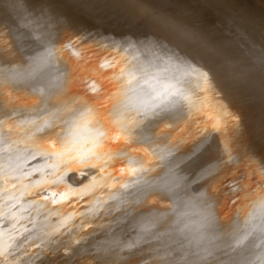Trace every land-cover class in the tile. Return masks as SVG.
Returning a JSON list of instances; mask_svg holds the SVG:
<instances>
[{
    "label": "bare ground",
    "instance_id": "obj_1",
    "mask_svg": "<svg viewBox=\"0 0 264 264\" xmlns=\"http://www.w3.org/2000/svg\"><path fill=\"white\" fill-rule=\"evenodd\" d=\"M98 1L100 5L97 6L94 0L93 2L90 0H43V6L50 8L60 18L61 22H54L51 28V32L58 34V38L46 41L43 46L35 49L27 48V55L18 49L16 40L8 31L6 19L9 15L17 19L14 15L17 9L13 6V0H3L0 4V14L5 20V28L2 30H6L3 33L0 30V57L4 58L3 55H8L9 61L11 58L26 64L38 62L42 66L41 69H45V73L48 70L49 74L46 73L45 76L54 75L53 73L50 75V72L67 74L70 79H67V82L70 81L73 87H79L76 89L79 92L71 86V89L66 88L71 90L68 91L70 93L65 94H69L70 97H66L63 104L70 105L69 110L75 104L83 110L80 112L81 110L75 108V111L70 110L71 114L65 111L68 119L67 114L62 110L66 118L63 120L62 116L60 120L61 105L56 104L59 101L62 104L63 98L57 99L60 95L62 97L65 95L63 96L59 89L56 94L61 93L56 96L54 90L59 86L62 87L61 84L58 87V84L56 86L54 84L56 88H52L53 84L49 83L51 89L49 92L46 89L45 96H40V92L42 93L45 89L38 91L42 88L43 85L40 87V84L43 82L37 83L40 87L38 90L34 86L33 91L39 92L40 99L48 97L47 93L52 95L54 92L55 95L52 96L57 97L54 99V104L58 102L54 105L57 106L56 109L51 110L61 112L58 114L59 121L67 122L72 118L70 122H73V125L68 128L70 130L66 129L68 126L65 123L67 126L65 130H68L65 138L61 136L66 132L61 128L64 127L61 122L59 129L63 130L60 132L62 134L59 135L58 129V132L54 133V128L57 126L54 125V127L49 120L56 119L57 114L51 111L52 116L56 115V117L49 118L51 114L47 115L48 117L45 116L49 120L43 118L41 114L43 111L44 114L49 112L47 109L53 105V100L51 99L52 105L47 108V102L46 105L44 104L47 98L43 99L42 105L44 104L47 109L41 107L43 111H40L37 117L42 115L43 121L38 118L35 123L38 124L41 121L44 124L49 121L48 124L54 129L53 134L58 133L57 135L61 136L60 141L59 137H54L59 142L57 155L48 157L51 147H44L47 139H39L40 133L36 132L40 129L41 123L38 125L34 123V126L39 127H36L35 131L38 135L35 133L34 136L29 133L30 131L29 134L19 131L21 127L23 128L24 122L28 124L31 121L29 125L33 123L32 119L36 113L33 114L32 111L30 114L31 111L24 108V111L29 112L23 113L29 116L33 114V118L31 116L29 118L31 120L22 122L20 121L22 116H20L18 120L15 115L18 113L10 114L9 109H4L7 108L8 101L10 102V96L4 104L6 107L0 106L4 109H2L3 114L8 110L9 115H14L12 118L14 120L9 119L12 122L15 121L16 116L17 121L13 122L14 124L19 121L23 123L20 127L15 125L19 130H13L9 134L5 132V129L4 131L0 129L6 133H0V176L6 179V186L9 189L8 192H4L5 184L0 183V211L7 220V227L0 228V232L3 233L0 237V248L4 253V257L0 258V264H4L5 260L20 261L21 264H49V261H59L60 252L51 256L47 253L53 248H61L63 244H70L72 239L90 234L100 237L101 246L105 248L109 245L117 247L118 254L111 255V259L116 264H127L134 249L128 250L124 247L125 244L135 243L133 240L137 238L139 240L136 241L141 244V241L145 240L151 232L153 234L156 231L155 227L158 225L157 228L161 229L168 223V227L174 226L175 230L185 224L180 218L181 213L196 215V232L199 229L200 232L194 236L201 240L199 252L204 253L210 246L207 237L213 233L214 236L216 235L213 239L214 246L219 245V247L212 253L214 256H222L228 245H233L232 241L247 239L237 233V223L243 227L245 220L248 219L260 232L259 205L261 198L264 197V189L261 188L264 184V69L260 67L258 58L264 53V0ZM29 6L37 9L42 6V0H30ZM107 7L115 15L102 9ZM153 17L166 19L176 27L175 29L165 27L163 24L156 23ZM104 37H112L117 43L114 45ZM149 38L169 48L178 46L193 57L191 61L193 68H197V62L203 68L191 74H186L183 68L177 70L169 67L167 72L161 71L168 66L165 64L168 57L159 49V46L149 50L140 43V41L147 42ZM129 41L132 42L131 46ZM66 44L71 46L64 47ZM38 65L34 63V67ZM6 67L4 64V68ZM30 67L31 65L28 70H31L32 67ZM209 68L212 72L205 77L203 71ZM26 72L28 73L27 70ZM43 73L36 74L38 76ZM36 74L33 76L36 77ZM30 75L25 79L30 80L32 77L37 80ZM25 76L21 78L24 79ZM49 76L48 79L53 78ZM16 80L17 84L24 85L18 86L19 89L22 87L19 91L16 83L13 84L16 87L13 89L18 90L19 95L15 94V91V93L10 92L14 93L13 96H19V101L22 99L23 102L25 99V102L26 98L23 97L28 95H24L30 94L32 90L30 88L33 87L28 85L30 93H24L20 99L23 89L27 88L24 87L27 86L24 82H29L25 80L22 83L21 80L20 83ZM65 80L64 78L63 81ZM177 80L180 82L177 83ZM54 81L56 82L57 78ZM46 82L44 86L48 88ZM4 83L2 81L1 84ZM6 84L7 86L4 87L7 90L9 83L4 85ZM62 85L64 86L63 83ZM176 89H179V92H176ZM62 90L65 93V90ZM2 91L0 90V93ZM173 92H176V95H170ZM35 93L34 95L31 93L30 97L31 95L36 97ZM159 93L163 95H158ZM8 94L11 93L7 92ZM13 96L11 95V99ZM153 96L157 99L151 100ZM36 98L34 100H40ZM30 99L28 103L31 102ZM145 100H151L152 105L160 104L161 100L166 102L155 111H144L141 102ZM19 101L15 105H18ZM22 102L20 103L24 106L20 105V110L23 111L22 107L28 103ZM33 103L32 106L37 104ZM116 103L123 109H119ZM14 104L13 107H16ZM18 108L14 110L19 111ZM66 108L63 107V109ZM2 111L0 112L1 120L8 114L2 117ZM74 113L80 117H76ZM57 119L56 122H58ZM73 119L76 122L72 121ZM6 122L0 123V127ZM4 128L7 129V127ZM32 130L34 132L35 129ZM47 131L52 130L49 131L47 128ZM40 132L43 134L46 131ZM205 140L210 143V149L207 152H197L192 159L180 162V167L187 168L188 171L180 175L179 186L170 183L171 162L190 153ZM33 155L44 156L47 163L42 162L36 167L30 166L34 163ZM84 159L103 164L105 171L96 174L95 170L88 169L87 171L92 172L93 176L89 177L86 187L78 190L67 188L60 176L70 174L72 168H82ZM65 160L69 162L70 167L67 172H61L60 168ZM49 164H55L56 167H49ZM172 168L179 171L175 165H172ZM78 192L83 199L79 198ZM10 196L14 198L5 203V199ZM13 204L16 205L15 208ZM26 209L31 211V216ZM174 210L180 213H173ZM40 212H47L49 219L45 220ZM0 223L4 221L0 220ZM155 223L158 224L155 225ZM78 226H84L87 231L84 229L80 231L81 228ZM256 228L255 231L258 233ZM121 229H126L127 235ZM158 231L160 232L157 230L156 233ZM166 231H170V228L165 229V233ZM177 231L180 232V230ZM245 231H251V228ZM142 232L149 235L143 236L144 239H142ZM61 233H64L62 239ZM164 234L163 237L161 236L163 239L157 238L156 234L152 238H157V244L161 245V242L166 239L164 236H167ZM175 235L178 236V234ZM53 239L60 240L61 243L53 245L51 243ZM169 239L173 240L171 237ZM20 240L25 242L17 248L16 243ZM151 240L147 247L158 246ZM116 241H121V244L117 246ZM140 244L137 243V245ZM30 245L32 250L26 251ZM184 247L185 245L182 248ZM194 248L195 246L192 249ZM192 249H190L191 252ZM147 256L150 257V255ZM147 256H144L145 259L141 261L146 260ZM89 258L92 259L91 256H88ZM93 259L92 262L95 263ZM215 259L212 258V261ZM124 260L129 261L126 263ZM180 260L183 261L182 258ZM173 262L176 263V260L174 259Z\"/></svg>",
    "mask_w": 264,
    "mask_h": 264
},
{
    "label": "snow or ice",
    "instance_id": "obj_2",
    "mask_svg": "<svg viewBox=\"0 0 264 264\" xmlns=\"http://www.w3.org/2000/svg\"><path fill=\"white\" fill-rule=\"evenodd\" d=\"M3 3V0H0V4ZM30 0H13V6L16 7V16L17 19H13L11 15H9L7 19V27L9 33L14 37L17 42V47L25 55L27 48L35 49L38 46H43L46 41H51L52 39L58 38L57 33L51 32V28L53 23H60V18L48 7L42 6L37 9H32L30 6ZM22 6V7H21ZM154 21L159 24H163L165 27L175 29L176 26L171 25L166 19L153 17ZM5 26V20L0 14V30H2ZM111 41L114 45L117 43L113 40L112 37H104ZM146 48L151 50L154 47L159 46V49L164 52V55L168 57V61H165V64L168 65L161 69L163 72H167L169 67L176 68L177 70L183 68L186 71V74H191L192 72H197L199 69H202L203 66L199 65L197 62V68H193L191 61H193V57L184 52L178 46L169 48L167 45L161 44L159 41H153L152 38H149L147 42L140 41ZM132 42L129 41V46H131ZM71 45H64V47H70ZM260 61V67L264 69V53L260 55L258 58ZM0 63H3L0 60ZM212 70L206 69L203 71V75L205 77L211 74ZM5 75L9 79H17L21 76L19 72H16L13 69H8L5 72ZM180 81L177 80V83ZM176 92H179V89H176ZM176 92L170 93V95H176ZM158 95H163V93H159ZM157 99L156 96L151 97V100ZM151 100L142 101V107L144 111H155V109L160 108L166 101L161 100L160 104L152 105ZM159 115V113H156ZM25 120L29 117L24 113H20ZM42 119V117H37ZM8 119H12V116L9 115ZM35 122V119L32 121ZM150 127V125H149ZM11 129H9L10 131ZM44 147H51V151H48V157H53L57 155L59 150V142L56 139L49 137L44 142ZM211 145L207 142V140L202 141L200 145H197L190 153L185 154L184 156L178 157L176 160H173L169 166V171L171 173L172 179L170 183L175 186H179V179L182 173H187V168L180 167V162H183L185 159H192L195 157L197 152H207L210 149ZM34 163H31L30 166L36 167L40 165L42 162L47 163L44 156H35L33 155ZM83 167H76L71 169V173L68 175L60 176V179L64 180L65 186L72 190H78L87 186V182L89 177L93 176L92 172H88V169L95 170L96 174L102 173L105 171V167L103 164H96L91 162L89 159H84L82 161ZM172 165H175L179 171H175L172 168ZM49 167H56L55 164H49ZM70 167L68 161L62 162V167L60 168L61 172H67ZM0 183L5 184L4 192H8L9 189L6 186V179L3 176H0ZM126 187V186H124ZM261 188L264 189V184L261 185ZM243 190V189H241ZM79 196V192H78ZM14 197L10 196L5 199V203L8 202L9 199ZM80 199H83V196H79ZM13 208L16 207L15 204L12 205ZM260 220L261 223L259 225L260 235L258 237H253L248 241V243L241 247V250L236 253V255H232L230 252H223L222 256H218L217 259L220 260V264H264V197L260 200ZM29 212V216H31V211L26 209ZM40 215L45 219H49V214L47 212H40ZM0 220H3L4 223H0V228L7 227V220L3 216V212L0 211ZM31 222V221H30ZM251 228V231H245V229ZM87 231V229H85ZM127 235L126 229H121ZM236 231L238 234L243 235L245 238L252 236V232L255 231V227L251 225L250 220L246 219L245 224L242 227L239 223L236 225ZM3 233L0 232V237H2ZM61 239L64 233H61ZM108 235L107 233L105 234ZM27 238H25L26 240ZM259 239L260 243L257 244L256 240ZM24 240L17 241L16 247L19 248L24 244ZM53 245L61 243L60 240L53 239L51 241ZM121 241H116V245L119 246ZM39 245H37L38 247ZM128 250L136 249L137 243L129 242L124 245ZM183 247V244H181ZM231 247V246H230ZM259 248V253L256 252V249ZM31 245L26 251H31ZM123 250V249H121ZM159 249L157 248V252ZM174 251H178L175 249ZM56 252H60L59 261H49V264H88L87 261L81 262L79 256L81 253H84L88 256H91L95 260V264H116L115 261L111 259V255L113 253L118 254L117 247L109 245V247L105 248L101 246L100 237H94L91 234L85 237H80L77 239H72L70 244H63L61 248L56 249L53 248L47 255H55ZM232 252H236L235 248H232ZM167 256V253L164 256H153V259H164ZM4 257V253L2 248H0V258ZM226 258V259H225ZM4 264H21L20 261H7L5 260Z\"/></svg>",
    "mask_w": 264,
    "mask_h": 264
},
{
    "label": "rangeland",
    "instance_id": "obj_3",
    "mask_svg": "<svg viewBox=\"0 0 264 264\" xmlns=\"http://www.w3.org/2000/svg\"><path fill=\"white\" fill-rule=\"evenodd\" d=\"M78 1H79V0H78ZM83 1H84V0H83ZM85 1H88V0H85ZM90 1L93 2V0H90ZM98 3H99V4H98ZM94 4H97V6H98V5H100V2H99L98 0H96V1L94 0ZM102 4H103V3H102ZM103 5H104V4H103ZM104 6H105V5H104ZM99 7H100V6H99ZM9 8H10V7H9ZM6 9H7V8H6ZM102 9H106V11H108V12L111 13V14L114 13V12L111 11L108 7H107V8H102ZM11 13H13V11H12ZM14 13H16V12L14 11ZM7 15H8V14H7ZM14 15H16V14H14ZM112 15H113V14H112ZM114 15H115V13H114ZM5 16H6V15H5ZM14 17H15V16H14ZM14 17H13V15H12V18H13V19H14ZM6 20H7V19H6ZM126 20H129V19H126ZM4 28H5V27H4ZM4 28H3V29H4ZM4 31H6V30H2L1 32L3 33ZM6 37L8 38V36H6ZM11 38H12V37H11ZM11 38H10V39H11ZM11 40H13V39H11ZM3 57H4V58H2V56H1L0 58H2V59L4 60L5 57H7V58H6L7 60L5 59L6 61L4 60V61H5V62H4V61L1 59V60L3 61V63H2V65L0 64V68H1V66H2V68H1L2 70L0 69V72H1V73H0V75H1V77H0V78H1V79H0V84L2 83V81H3V83L5 82V83H9V84H8V89H7V90H6V88L4 87V86H7V84L4 85V84H5V83H4V84H1V85H0V86H1V89H0V90L2 91V89H3L2 93H0V97H1V98H0V99H1V100H0V106L3 105V106H1V107H3V108L7 106V108H4V109H9L10 114L18 113V114H15V115H17L18 120L21 119L20 121L23 122L25 119H24L23 117L20 118L21 115H19V114H20L21 112H22V113H23V112H27V113H28V112H29L28 110H30V111H31V112H29L30 114L32 113V111H33V114H34V112L36 113V114H34V118H35V122H37V120H38L37 116L40 114V111H43L42 108H46V107L44 106V104L46 105V102H47V105H46V106H47V108H48L49 106L52 105V104H51V103H52V100H53V105H52L53 107L51 106V107H49L48 109L46 108L47 111L49 110L50 113H49V112H45L46 114H44V111H43V113H41V114H43V116L40 115L39 117L42 116V117L44 118L45 116L51 114V116H49V118H50V117L52 118V117H56V115H55V116H52V115L55 114V113L57 114V117H58V116H59L58 114H61V112H59L60 110H61V111L64 110V112L67 111V113H69V114H71L70 110H71V111H72V110L75 111V110H76L75 108H77V110H79V111L81 110L80 108H82V107H79V108H78V107L76 106V104H75L76 107H75V106H74L73 108L70 107V108H71L70 110L68 109L70 105H69V106H67V105L65 106V103L63 104L64 99H65L66 97H67V98L70 97L69 94H67V95H65V94H66V93H70V92H68V91L71 89V87H73V86L71 85L72 83H71L70 81H68V82H69V86H68L67 79H68V80H70V79H69V77H68L67 74H65V73H61V74H63V75H62V76H59V75H61L59 72H58V73H57V72L54 73V72H50V71H49V72H50V75H51L52 73H53L54 75H55V74H59V75H58V76H57V75H55V76H54V75H53V76H52V75H51V76H49V75L45 76V74L48 72V70H47V72L45 73V72H44L45 69L42 70V69H41L42 66H41L38 62H34V63H35L36 66L39 64V65H38V67L40 66L39 68L36 67V66L34 67V63H33V62H32V63L30 62V64H29V62H28L27 64H26L25 62H22L23 65H24V63H25V65H28V66H25V65L23 66L22 63H20L21 61H18V60H15V59H12V60H11V58H10V61H9V58H8L9 56H8V55H5V56L3 55ZM7 61H8V62H7ZM17 61H18L19 63H18ZM8 63H10V65H9ZM12 63H17V64H12ZM37 63H38V64H37ZM4 64H5V67H6V64H8V65H7L8 67L4 68ZM32 64H33V66H32ZM15 65H16V67H15ZM20 65H21V66H20ZM29 65H31V67H32V68L30 67L31 70H30V69L28 70ZM10 66H11L12 68H11ZM18 66H20L19 69H18ZM9 67H10V69H13V70L16 69V71L18 70L17 72H20L21 76H20L19 78H21V77H23V76H25V75L27 74V75L24 77V79H25L26 77H28L30 74H31V75H30V77H31V76H33V74H36V73L39 74L40 72H41V73L44 72L43 75L40 74V75L37 76V74H36V77H35V75L33 76V78H37L38 81H37L36 79H32V77H31V79L34 80V81H33L34 83H33L32 86H31V84H32V82H31L32 80H31V79H30L31 81L28 80V79H25V80H27V81L29 82V83H27V82H24L25 80H24L23 78H21L22 83L24 82V83L27 84V86L25 85L24 87H27V88H25V89H26V90L28 89V91H26V90L23 89V92H22V90H21L22 93L20 94V99L23 97L24 93H26V92L30 93V91H29L30 89H32V90H31V93L34 95V92H36L35 95L37 94L36 97L39 98L38 95H40V94H41L40 96H43V95L45 96L46 89H47V92H49V89H51V86H50L49 83L53 84V85H52V86H53L52 88H56L55 86H56L57 84H58L57 87L61 84L62 87L59 86L58 89L56 88L55 90H54V89H53V90H54L55 94H56V93L58 94L59 89H60V91L62 92V93H61V92H60V93L63 94V96L65 95V97H62V96L60 95V93H59L60 96L56 94V96H59V99H57V100H61V99L63 98L62 101H61L62 104H63V106H62V104L60 103V101H59V102L56 101V103L58 102V103H60V104H58V103H57V104L55 103V104H56V105H61V106H60V109L57 108V109H59V111L55 110L57 106H54V105H55V104H54V102H55L54 99H56L57 97L55 96V97H56V98H55L54 96H52V95H55V94H53L54 92H52L53 90H51L52 95H51V93H47V94H48V95H47L48 97H49V96L52 97V98L49 97V100L51 101L50 103L48 102L49 100H47L48 97H42V99L39 98V99H40L39 101L41 102V103H40L38 100H34V98H35V99H37V98H36L35 96H33V95H31V97H32L33 99H30V98H31V97H30V94H31V93H30V94H27V93H26L24 96H26V95H28V96L23 97V98H26V101L24 102V100H25V99H24L23 102L26 103V102L29 101V99H30V101H31L32 103L34 102V103H37V104L35 105V104L33 103L34 106H32V103H31V102H29V103L27 102L28 105L25 104L26 106H25V107H22V108H23V111L20 110V107H21L22 105L24 106V104H21V103H20V102H22V99L19 101V98H18L19 96H16V95H15V96L17 97V98H16V97L13 96V95H14L15 92H16L15 94L18 93V90H14V89L16 88L15 85L18 87V86H23L24 84H22V85L17 84V82H15L16 79L14 80V79H9V78L6 77L5 72H7V70L9 69ZM22 67H23V70H22ZM35 68H36V69H35ZM37 68H38V70H37ZM4 69H5V70H4ZM20 69H21V70H20ZM24 69H25V70H24ZM34 69H35V70H34ZM39 69H40V70H39ZM26 70L28 71V73L26 72ZM33 70H34V72H32ZM41 70H42L43 72H42ZM22 71H23V72H22ZM38 71H39V72H38ZM2 73H3V74H2ZM29 73H30V74H29ZM22 74H23V75H22ZM47 74H49V73H47ZM39 76H40V77H39ZM44 76H45L46 78H47L48 76H49L50 78H52V77L54 78V77H55V78H57V81H58V82H57V81H56V82L54 81L55 78H54V79H53V78H52V79H48V78L46 79ZM63 76H64V77H63ZM66 76H67V78H66ZM38 77H39V79H38ZM41 77H42L43 79H41ZM61 77H62V78H61ZM3 78H4V79H3ZM6 78H7V79H6ZM19 78H17L16 81H19V82H20L21 80H19ZM58 78H59V79H58ZM64 78L66 79L65 81H63ZM8 79H9V80H8ZM40 79H41V81H40ZM60 79H62V80L60 81ZM6 80H8V82H6ZM11 80H13V81H11ZM35 80H36V82H35ZM42 80H44V81H42ZM50 80H51L52 82H51ZM9 81H10L11 83H10ZM46 81H48V83H47ZM62 81H63V82H62ZM19 82H18V83H19ZM39 82H40V83L43 82V83L40 84ZM45 82L48 84V86H47L48 88H45V86H44V85H46ZM59 82H62V83L64 84L65 87L62 85V83H59ZM64 82H65L66 84H65ZM15 83H16V84H15ZM20 83H21V82H20ZM35 83H36V85H35ZM37 83L40 84V87H41V85H43L44 87L42 86V88L39 89L40 87H39V85L37 86ZM70 83H71V84H70ZM10 84H11V85H10ZM13 84H15V85H13ZM54 84H55V86H54ZM2 85H3V88H2ZM9 85H10L11 87H10ZM12 85H13V86H12ZM28 85H29L30 87H33V88H30ZM66 85H67V86H66ZM34 86H35V88L37 87V88H36L37 90L39 89L38 91L45 89V90H43L44 92L42 91L43 94H42L41 92H40V94H38L39 92H38L37 90H34V91H33V89H35ZM49 86H50V87H49ZM70 86H71V87H70ZM9 87H10V88H9ZM24 87H23V88H24ZM68 87H70V89H67V90H66V88H68ZM13 88H14V89H13ZM21 88H22V87H20V89H21ZM29 88H30V89H29ZM73 88H75V90H76V89L79 88V87H73ZM17 89H19V87H18ZM20 89H19V91H20ZM62 89L65 90V93H63L64 91H63ZM5 90H6L7 92L11 93V94H10V95H9V94L7 95V92H5ZM56 90H57V91H56ZM75 90H74V91H75ZM10 91H13V92L15 91V92L12 93V92H10ZM32 91H33V92H32ZM66 91H67V92H66ZM70 91H71V90H70ZM76 91L79 92V90H76ZM3 92H5V93H4V94H5L4 96H3ZM75 93H76V92H75ZM1 94H2L3 97L1 96ZM49 94H50V95H49ZM6 95H7L8 97H7ZM11 95L13 96V99H11V98H12ZM18 95H19V93H18ZM5 96L7 97V99H5V98H6ZM9 96H10V98H9ZM21 96H22V97H21ZM27 97H29V99H28ZM2 98H3L5 101L2 100ZM8 98L10 99V102L8 101ZM44 98H45V99L47 98V99H46V101L44 102V104L42 105V102L45 100ZM43 99H44V100H43ZM51 99H52V100H51ZM6 100L8 101L9 104H6V103H7ZM11 100H13V101H11ZM16 100L19 101V104H18V105H15V104L18 103V101L15 102V104L13 103V102L16 101ZM32 100H33V101H32ZM41 100H42V101H41ZM2 101H4L3 104H2ZM37 101H38L39 103H38ZM11 102H12V103H11ZM23 102H22V103H23ZM4 104H6V106H4ZM13 104H14V106H16L17 108H18V106H19V108H18L19 111H18V110H16V111L14 110L16 107H13ZM117 104H118V103H116V106L119 105V104H118V105H117ZM135 104H137V101H135ZM8 105H10L13 109H12L10 106H8ZM20 105H21V106H20ZM30 105L32 106V109H33V110L31 109V106H30ZM38 105H39L40 107H39ZM136 106H138V105H136ZM1 107H0V112H1L2 109H3V108H1ZM8 107H9V108H8ZM27 107H28V108H27ZM33 107H35V108H33ZM41 107H42V108H41ZM58 107H59V106H58ZM61 107H62V108H61ZM63 107H65V108L67 107L66 109H68V110L63 109ZM118 107H119V109H120V108L123 109L122 107H120V105H119ZM138 107H140V106H138ZM22 108H21V109H22ZM24 108H26V109H28V110H27V111H24V110H25ZM29 108H30V109H29ZM37 108H38V109L41 108L42 110H41V109L37 110ZM52 108H55V109L51 110ZM4 109H3V110H4ZM11 109L14 110V112H12ZM34 109H36V110H34ZM46 109H44V110L46 111ZM74 109H75V110H74ZM116 109H118V108L116 107ZM54 110H55L56 112H55ZM17 111H18V112H17ZM36 111H37V112H36ZM51 111L54 112V113L52 114ZM82 111H83V110H81L80 112H82ZM4 112H5V113L3 114V111H2V117H3V115L5 116L6 113H8L7 115H9L8 110H7V112H6V111H4ZM38 112H39V113H38ZM57 112H58V113H57ZM80 112H78V114H81ZM47 113H48V114H47ZM65 113H66V112H65ZM65 113L63 114V111H62V115H60L61 118L58 117V119H57V117H56V119H57V121L59 122V124H58V122H56V119H55V118H54L53 120H52V119L49 120V118H47L48 116L45 117V118H47V119L50 121V122L48 121L50 124H52L53 126H54V125L57 126V128L54 126V127H55L54 129H55V130L52 128L53 126H50V124H48V122H45V123H46V127H45V123H44V122H43L44 124L41 123V121H43V119L41 120L40 118H39V119L41 120V121H40L41 124H40V123H38V124L41 125V126L39 125V126H40V129H41L42 126L44 125V127H43L44 130H43V128H42L41 130H40V129L37 130V128H39V127H37L38 124L35 123V122H34V123L37 124L36 126H34V125H35L34 123H31V125H33L34 127H32L31 125H29L31 121H29L28 124H25V123H27V122H24V125H23L22 122H21L22 124L19 123L20 121H19V122H16V124H14L13 122L17 121L16 116H15V121L12 122V120H14V119H12V120H9L8 118H7L8 120L5 119V118L7 117V115H6V117H3V118H4L7 122L9 121V122H8L9 124H7V122H6L3 118H2V120H1V117H0V120H1L2 122H6L5 125H8V126H5V125L2 126V125H1L0 129H2L3 131H4V129H5V132H8V134H9V132L11 133V131H13V130H16V129L19 130L18 127H20V125H21V126L23 125V128L21 127L20 130H19L21 133L24 132V133L26 134V133H28V132L30 131L29 133L35 136V133L39 131V132H38V134L40 133V137H39V139H48V138H49L48 135H51L50 137L54 139V137H55V138H58L59 135L62 134V133L60 134V132H63V130L59 129V127H60V125H61V123H62V126H64V127H61V128L64 129V131H66V132H65L64 134H62L61 136H64V137H62V138H65V136H66L65 134L68 132V130H70V129H68V128H70V125H73V124H72L73 122H72V123L70 122L72 118L69 119V121H67V119H68V117H67L68 114L66 113V114H67V115H66ZM76 113H77V112H76ZM76 113H74V114H75L76 117H78L79 115H77ZM25 114H26V113H25ZM33 114L31 115L32 118H33ZM64 115H66V117H67V119L65 120V121H67V122H64V121H63V120L66 118V117H64ZM0 116H1V115H0ZM13 116H14V115H12V118H13ZM27 116H29V114H27ZM31 116H29V118H31ZM62 116H63L64 118H63ZM73 117H74V116H73ZM76 117H75V118H76ZM79 117H80V116H79ZM19 118H20V119H19ZM29 118H28L27 120H31V119H29ZM34 118H33V119H34ZM59 118H60V120L63 118V120H62L63 122H62V121H59ZM75 118H74V119H75ZM33 119H32V120H33ZM74 119H73L72 121H75V122H76V120H74ZM45 120H46V119H45ZM46 121H47V120H46ZM51 121H52V122H51ZM2 122H0V123H1V124H4V123H2ZM10 122H12L13 124L10 123ZM38 122H39V121H38ZM60 122H61V123H60ZM69 122H70V124H69ZM75 122H74V123H75ZM54 123H55V124H54ZM56 123H57V124H56ZM65 123H67V126H68V127L65 126V125H66ZM11 124H12V125H11ZM47 124H48V125H47ZM15 125H17L18 127L16 126V127H17V128H16ZM26 125H27V126H26ZM28 126H30L32 129H35L34 132H33L32 129H28V128H30V127H28ZM4 127H7V129L4 128ZM10 127H11V128H10ZM13 127H14L15 129H13ZM24 127H25V128H24ZM36 127H37V128H36ZM50 127H51V128H50ZM66 127H67V128H66ZM47 128H48L49 131L52 130V131H50V132H52V133L48 132V131H47ZM49 128H50V129H49ZM65 128L68 129V130H65ZM9 129H12V130L7 131V130H9ZM26 129H27V130H26ZM57 129L59 130V135H57V134H58V133H57V132H58ZM22 130H23V131H22ZM36 130H37V131H36ZM53 130H54V133H55V131H57V132H56V133H57V134H56L57 136H56L55 134H53ZM3 131H0V133L3 132ZM31 131H32V132H31ZM35 131H36V132H35ZM40 131H43V132L46 131V132H48V134H45L46 132L42 134ZM5 132H3V133H5ZM3 133H2V134H3ZM29 133H28V134H29ZM5 134H6V133H5ZM38 134L36 133V135H38ZM52 134H53V135H52ZM42 135H43V136H42ZM44 135H45V137H44ZM41 136H42V138H41ZM52 136H53V137H52ZM61 136L58 138L59 141L61 140V139H60ZM46 137H47V138H46ZM62 140H64V139H62ZM175 210H176V209H175ZM175 210L173 211V213H174V212H175L176 214L180 213L179 211L177 212V211H175ZM182 214H183V215H182ZM177 216H178V215H177ZM180 216H181L180 218H181V219L183 220V222L185 223V224H182V225H181L182 227L180 226V227H177V228H176L177 230H180V232L177 231L176 229L174 230V229H173L174 226H172V227L169 226V227H168V223H166L167 225L165 224V226H164L165 228H164V227L161 228L162 230L160 229V227L157 228L159 225H158L157 227H155V228H156V229H155L156 231H157V230H160V232L158 231L159 233H158V232L156 233V231L154 232L153 229H151V231H153V232L156 234V237H157V238H161V239H163L162 237H163V234L165 233V229H166V230H167V229L169 230V228H170V231H166L167 233L164 234V235H167V236H164L166 239H165V241L163 240V241L161 242V245H160L159 243L157 244V242H156V239H157V238H156V239H155V238H152L153 235L155 236L154 233L151 234V233H152V232H151L150 235H149V233L144 234V232H142V233H143L142 236H141L142 239H144L143 236H145V237H146L147 235H149V236H147V238H146L145 240H142V239L140 238V239L142 240V241H141V240H140V241H141L142 243H144V244L141 243L142 245H141L138 241H136V240H139L138 238H137L136 240H133V241H135V243L137 242L138 244H140V245H137V246L139 247V249H138V247H137V250H138L139 252H138L137 250L135 251V249H134V252H133L134 255H133V253H131V255H130V257H129V260H130V261H129V260H127V261L124 260V261H125L126 263L129 261L127 264H137L138 262L142 264V262H144V261H145V262H144L143 264H149V263H152V264H156V263H157V264H160V263H162V262H163L162 264H176V263H177V264H187V263H188V264H190V263H191V264H219V263H220V260L217 259L218 255H217V256H216V255L214 256V254L212 253L214 250L218 249V247H219V245H217V246L215 245V246H214V241H213V239H215V236H216V235L214 236V234L212 233V234L210 235L212 238H211L210 236L207 237V239H209L208 241H209V243H210V246L207 247V248L205 249L204 253L199 252L198 249H201V240H198V239H196V237H195L196 234H198V233L200 232V229L196 232V225H197V224H196L197 219H195L196 215H192V216H193V217H192L190 214L188 215V214L181 213ZM183 216H184V218H183ZM185 216H186L187 218H186ZM188 216H189V217H188ZM184 219H185V220H184ZM186 220H187V221H186ZM192 220H193L194 222H193ZM165 222H166V221H165ZM192 222H193V223H192ZM158 223H159V222H158ZM158 223H155V225L158 224ZM188 223H190V224H188ZM187 224H188V225H187ZM195 224H196V225H195ZM184 225H185L186 227H185ZM188 226H190V227H188ZM78 227H79V226H78ZM166 227H168V228H166ZM191 227H192V228H191ZM193 227H194L195 229H194ZM79 228H81L80 231H81L82 229L85 230V227H84V226H80ZM163 228H164V229H163ZM180 228H182V229H180ZM183 228H184V229H183ZM255 228H256V227H255ZM171 229H172V230H171ZM185 229H186V230H185ZM189 229H190V230H189ZM192 229H193V230H192ZM84 230H83V231H84ZM187 230H188V231H187ZM256 230L258 231L257 228H256ZM143 231H145V230H143ZM162 231H163V233H162ZM174 231H175V232H174ZM170 232H172V233H170ZM183 232L185 233V235H184ZM191 232H192V233H191ZM193 232H194V233H193ZM255 232H256V231L252 232L253 235H252L251 237H250V236L247 237V239H244V240H242V239L239 240V239H238V240L232 241L231 244H233V245H228L229 247L227 248L226 251L232 253V255H236V253L239 252V251L241 250V246L246 245V244L248 243V241H249L252 237H254V236H255V237H258V235L260 234V232H259V231H258V233L256 232V235H255ZM145 233H146V232H145ZM173 233H174V234H173ZM187 233H188V234H187ZM190 233H191V234H190ZM171 234H172V236H171ZM175 234H178V236L175 235ZM181 235H182V236H181ZM188 235H189V236H188ZM194 235H195V236H194ZM161 236H162V237H161ZM185 236H186V237H185ZM191 236H192V237H191ZM148 237H149V238H148ZM170 237H171V239H173V240L170 241V239H169ZM174 237H175L176 239H175ZM180 237H181V238H180ZM194 237H195V238H194ZM188 238H190V239H188ZM191 238H192V239H191ZM147 239H148L149 241H148ZM151 239H152V240H151ZM153 239H155V240H153ZM174 239L176 240V242H175ZM182 239H183V240H182ZM186 239H187V240H186ZM195 239H196V240H195ZM248 239H249V240H248ZM150 240H151V241H154V242H152L153 244L156 242L155 245H158V246H153V247L148 246V247H149V248H148L147 245H150V243H151ZM178 240H179V241H178ZM210 240H212V241H210ZM143 241H144V242H143ZM166 241H167V242H166ZM169 241H170V242H169ZM185 241H186V242H185ZM193 241H194V242H193ZM195 241H196V242H195ZM145 242H147L148 244H146ZM172 242H173V243H172ZM174 242H175V243H174ZM180 242H181V243H180ZM183 242H184V244H183ZM233 242L236 244V246H235V244H234ZM133 243H134V242H133ZM168 243H169V244H168ZM170 243H171V244H170ZM177 243H178V245H177ZM195 243H197L196 245H198V246L194 245ZM199 243H200V244H199ZM211 243H212V246H213V247L211 246ZM256 243H257V244L260 243L259 239L256 240ZM164 244H165V245H164ZM181 244H183V246L185 245L186 249H185V247L182 248V247H181ZM187 244H188V245H187ZM240 244H241V245H240ZM143 245H144V246H143ZM145 245H146V246H145ZM159 245H160V246H159ZM174 245H176L177 247L174 246ZM189 245H190V246L192 245V246L190 247ZM140 246H141V248H140ZM142 246L144 247V249H143ZM162 246H163V247H162ZM194 246H195V248L192 249ZM230 246H231V247H230ZM157 247H160V248H161V249L159 248V251H158V252H157V250H156ZM165 247H166V248H165ZM172 247L174 248V250H175V247H176V249H178V251L175 252L174 250H172V249H173ZM178 247H180L181 249L178 248ZM187 247H188V248H187ZM151 248H152V249H151ZM154 248H155V250H154ZM189 248L192 249V252H191V250H190ZM232 248H235V249H236V252H232ZM141 249H142V250H141ZM149 249H150V250H149ZM164 249H165V250H164ZM167 249H168V250H167ZM169 249H170V250H169ZM143 250H145L146 252H144ZM147 250H148L149 252H150L151 250H152V251H151L150 253H148ZM166 250H167V251H166ZM171 250H172V251H171ZM181 250H182V251H181ZM185 250H186V251H185ZM196 250H197V251H196ZM161 251H162V252H161ZM179 251H180V252H179ZM189 251H190V252H189ZM194 251H196V253H194ZM259 251H260V249L257 248V249H256V252L259 253ZM167 252H168V253L170 252V253L168 254ZM178 252H179V253H178ZM138 253H139V254H138ZM146 253H147V254H146ZM165 253H167V256H168V255H169V256H168V257L166 256L163 260H161L160 258H157L156 260H155V259L153 260V256H158V257H159V256H164ZM176 253H178V255H180V256H178ZM182 253H183V254L185 253V254L182 255ZM200 253H201V254H200ZM209 253H210V255H208ZM215 253H216V251H215ZM140 254H141V255H140ZM142 254H143V257H142ZM159 254H160V255H159ZM175 254H176V255H175ZM191 254H192V255H191ZM196 254H197V255H196ZM198 254H199L200 256H199ZM212 254H213V255H212ZM135 255H136V256H135ZM147 255H150V257L147 256ZM174 255H175V256H174ZM203 255H204V256H203ZM134 256L136 257V259H135ZM138 256H139V257H138ZM144 256H145V257L147 256L146 260H147L148 263L146 262V260H144V261L142 260V261H141V259H145ZM182 256H183V257H182ZM186 256H187V257H186ZM205 256H206V257H205ZM175 257H177V258H175ZM184 257H185V258H184ZM190 257H191V259H190ZM211 257L214 258V259L216 258V259L212 261V258H211ZM79 258L81 259V262H83L82 260L84 259L85 261L88 260V263H89V261H91L90 264H91V263H92V264H95V263L92 262L93 257H92V259H91V258L88 259V255H86V254H83V255L81 254V255L79 256ZM85 258H86V259H85ZM127 258H128V257H127ZM138 258H139V260H138ZM151 258H152V259H151ZM166 258H167V259H166ZM180 258H182L184 262H183L182 260H180ZM199 258H200V260H199ZM201 258H202V259H201ZM171 259H172V260H171ZM174 259L176 260V263L173 262ZM185 259H187L188 261L185 260ZM206 259H207V260H206ZM225 259H226V258H225ZM158 260H159V261H158ZM164 260H165V261H164ZM169 260H170L171 263L169 262ZM177 260H178L179 262H177ZM190 260H191V261H190ZM193 260H194V261H193ZM202 260H203V262H202ZM93 261H94V259H93ZM189 261H190V263H189ZM130 262H133V263H130ZM167 262H168V263H167ZM182 262H183V263H182ZM195 262H197V263H195ZM212 262H213V263H212ZM218 262H219V263H218ZM139 263H138V264H139Z\"/></svg>",
    "mask_w": 264,
    "mask_h": 264
}]
</instances>
